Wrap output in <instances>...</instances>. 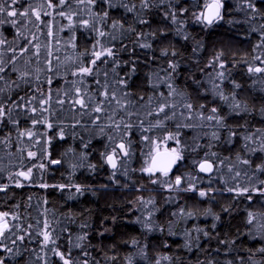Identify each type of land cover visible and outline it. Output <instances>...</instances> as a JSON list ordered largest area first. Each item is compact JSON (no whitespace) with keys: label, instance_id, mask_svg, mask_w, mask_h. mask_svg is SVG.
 Masks as SVG:
<instances>
[{"label":"trees","instance_id":"1","mask_svg":"<svg viewBox=\"0 0 264 264\" xmlns=\"http://www.w3.org/2000/svg\"><path fill=\"white\" fill-rule=\"evenodd\" d=\"M210 2L18 0L26 16L0 14L5 264H63L54 250L70 264H264V72L249 71L264 68V0H223L206 26ZM163 148L174 173L144 171Z\"/></svg>","mask_w":264,"mask_h":264},{"label":"snow or ice","instance_id":"2","mask_svg":"<svg viewBox=\"0 0 264 264\" xmlns=\"http://www.w3.org/2000/svg\"><path fill=\"white\" fill-rule=\"evenodd\" d=\"M89 3H92V0H88ZM18 3V0H0V14H2L3 16H7V17H17L18 15L20 16H26L27 15V10L25 9L24 11H18L15 8V5ZM60 3L63 4L64 0H60ZM7 5V6H6ZM249 7L253 8V10H255V5L249 3L248 5ZM224 8V3L223 0H211L210 3H205L204 4V11L201 12L199 14V16H197L198 20H203V22L207 23L208 25L213 24L214 22L223 19L222 16V12L221 10ZM186 11V9H185ZM61 15H63V13H61ZM105 16H107V13L104 14ZM37 19H39V14L37 13ZM173 22L175 23V17L173 16ZM0 23H4L3 19H0ZM11 23L13 25H15L17 23V21L14 19L11 21ZM84 24H87V21L83 22ZM116 25L114 24L113 27H115ZM100 35H103V33H100ZM144 47H149V45H143ZM167 54V53H165ZM95 59L92 60L90 63L91 64H95L96 60L100 59L102 55H105V53L102 52H94L93 53ZM106 55L107 56H113V51L111 48H108L106 50ZM221 67H223V65H221ZM4 71L3 68H0V72ZM250 72H264V68H249ZM80 73L82 74H91L92 73V68L90 67H81L80 68ZM237 87H239L237 85ZM105 95H107V93H105ZM41 103H47V101H42ZM76 103L80 104L82 107L84 106V100L83 99H79L76 101ZM189 107H191L189 105ZM236 107H239V105H236ZM96 111H100L99 108L95 109ZM33 112L36 111L35 108L32 109ZM161 111H163V109H161ZM216 109H213V112H215ZM5 115V111L4 108L2 106H0V117H3ZM209 119H212V117H209ZM36 121H34L35 123ZM48 127H51V125L49 124ZM28 136H31L32 133H26ZM178 142V141H177ZM120 149L123 150L124 149V145L120 144L119 145ZM264 150V149H262ZM173 152H175V150H173ZM125 155H127V152L124 153ZM30 156H35V153H29ZM179 154H175V156H173L169 161L167 162H163L162 165L160 166H156L155 162H154V167L153 168H149V169H144V171H160L163 172L165 175H167V170L168 168H170L171 164L175 162V160L179 159ZM107 162L115 169L116 168V161L113 158L112 155L107 157ZM52 163H59V161H52ZM245 163H247V161H245ZM41 167H43V165H41ZM211 164L207 165V167H205L204 164L200 165L201 171H210L211 170ZM18 175L23 176L25 179H29L30 175H31V169L28 170V172H20L18 173ZM180 177L176 178V184L179 185L180 184ZM261 183H264V181H262ZM17 186H23V185H17ZM42 186H46V185H42ZM59 187H63V186H59ZM77 191H81V189L79 188V186H77ZM229 191H231V189H229ZM247 189H243V192H247ZM200 196H205L206 193L201 191L199 192ZM249 199H251V197H249ZM9 214L8 213H0V238H3L6 232H10L11 228L9 227V224L7 222V220L5 219ZM191 215V214H189ZM249 221L248 223H252V220L254 219V217H252L251 214H249ZM13 219H17V217H13ZM41 235L43 236L44 239V243L48 244L50 241L54 244L55 241L51 239V233L50 232H43L41 233ZM205 235H207V233H205ZM85 237H80V239H84ZM17 239L19 240H23L24 237L23 236H19L17 237ZM13 243H15L13 241ZM6 251L11 252L12 249L10 248H5ZM261 252H264V248L260 249ZM55 255H58L60 257V259L63 261V264H70V261L68 259L65 258L64 254L54 250ZM0 264H5L4 259L0 258ZM85 264H87V262L85 261ZM129 264H131V262H129Z\"/></svg>","mask_w":264,"mask_h":264},{"label":"water","instance_id":"3","mask_svg":"<svg viewBox=\"0 0 264 264\" xmlns=\"http://www.w3.org/2000/svg\"><path fill=\"white\" fill-rule=\"evenodd\" d=\"M191 1H194V0H191ZM221 12L223 13V9L221 10ZM217 22V21H216ZM204 23V25H206V26H212L213 24H211V25H208L207 23H205V22H203ZM257 75H261L262 74V72H259V73H257V72H255ZM121 144H123V143H121ZM120 145V144H119ZM119 145L117 146V152L119 153V155H120V158L122 159V160H126L127 158H128V149H127V146L125 145V144H123L124 145V149L123 150H121L120 149V147H119ZM125 152H127V155H125L124 153ZM175 152H172V151H170V150H162V151H158V152H156L153 156H152V158H151V160H150V164H149V168H153L154 167V162H155V165L156 166H160V165H162V163L163 162H167V161H169L173 156H175ZM110 155H112L113 156V158L115 159V161H116V168L114 169L108 162H107V157L108 156H110ZM107 157H106V164H107V166H108V168L112 171V172H116V171H118V169H119V167H120V160H119V158H118V156L116 155V154H114V153H112V154H109ZM201 164H204L205 165V167H207V165H209V164H211V170L210 171H201V168H200V165ZM199 166H198V169H197V171H198V173L200 174V175H202L203 177H206V178H208V177H211L213 174H214V172H215V166H214V164L212 163V162H210V161H205V162H203V163H201ZM55 165H57V163L55 164ZM177 165H178V159L177 160H175V162L174 163H172L171 164V166H170V168H168V170H167V175H171V174H173L174 173V171L176 170V168H177ZM149 172V171H148ZM149 173H155V174H161V175H165L163 172H160V171H151V172H149ZM167 175H165V176H167Z\"/></svg>","mask_w":264,"mask_h":264},{"label":"rangeland","instance_id":"4","mask_svg":"<svg viewBox=\"0 0 264 264\" xmlns=\"http://www.w3.org/2000/svg\"><path fill=\"white\" fill-rule=\"evenodd\" d=\"M202 21H203V20H202ZM162 150H169V149H167V148L164 149V148H163V149L158 150V151H162ZM158 151H157V152H158ZM170 151L173 152V150H170ZM113 153L116 154V155L118 156L120 162L123 161V160L120 158V155H119V153L117 152V149H116ZM175 153H176V152H175ZM154 154H155V153H154ZM154 154H153V155H154ZM176 154H177V153H176ZM153 155H152V156H153ZM151 158H152V157H151ZM150 160H151V159H150ZM149 164H150V161H149ZM149 164H148V169H149ZM152 174H155V173H152ZM163 176H165V175H163ZM165 180H166V181H165ZM180 180H181V179H180ZM193 181H195V180H193ZM165 183H167V179H163L162 184H165ZM180 186H181V185H180ZM178 187H179V186H178ZM5 219L7 220V222H9V221H8V217H6ZM0 240H1V238H0Z\"/></svg>","mask_w":264,"mask_h":264}]
</instances>
